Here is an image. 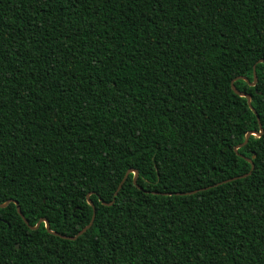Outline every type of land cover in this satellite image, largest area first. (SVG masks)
<instances>
[{
    "label": "trees",
    "instance_id": "trees-1",
    "mask_svg": "<svg viewBox=\"0 0 264 264\" xmlns=\"http://www.w3.org/2000/svg\"><path fill=\"white\" fill-rule=\"evenodd\" d=\"M261 59L264 0H0V203L96 207L0 208V264H264Z\"/></svg>",
    "mask_w": 264,
    "mask_h": 264
},
{
    "label": "water",
    "instance_id": "water-1",
    "mask_svg": "<svg viewBox=\"0 0 264 264\" xmlns=\"http://www.w3.org/2000/svg\"><path fill=\"white\" fill-rule=\"evenodd\" d=\"M260 61H264V59H261ZM254 75H255V79H254V81H253V82H250V84H251L252 86L255 85L256 82H257V75H256V72H254ZM238 78H243V79H245L246 81H249L246 77H243V76H240V77H238ZM236 79H237V78H236ZM236 79H234V80L232 81V83H231V85H232V89H233L234 92L237 93L238 95L246 97L247 100H248V104H249L250 108L256 113V111H255V109H254V107H253V105H252V102H251V99H252L251 94L248 93V92L241 91V90L237 89L236 86H235V80H236ZM256 115H257L258 121H259V123H260L259 125H260V127H261V130H260L259 132H257V131H249V132H247V133H246V137H245L244 142L241 143V144H239V145H237V146L235 147V151H236L237 153H238V149H239V148H241L242 146H244V145H246V144L248 143L249 138H250L251 135H257V136H261V135H262V133H263V129H262V124H261V122H260V117H259V115H258L257 113H256ZM245 159L248 160L249 162H251V164H252L251 170H250L248 173H246V174L239 175V176H235V177H233V178H229V179L225 180L224 182H228V181H231V180H233V179H238V178L247 177V176H249V175L252 173V171H253V169H254V163H253L252 159H250V158H245ZM131 170H133V169H129V170L127 171V173L125 174L123 180L121 181V183L119 184V186H118V188H117V191H116L115 195H118L120 189L123 187V184L126 182L128 176H129L128 173H129ZM134 170L139 174L138 170H136V169H134ZM133 181H134V184H135L138 188L143 189L140 185H138L137 178L134 177ZM224 182H223V183H224ZM195 192H197V190L190 191V192H179V193H177V194H192V193H195ZM167 194H172V193H167ZM11 202H13V203L16 204V207H17V211H18V213L21 215V217L24 219V221L29 225V227H30L31 229H37L42 223H45L46 229H47V231H48L49 233H51V234H53V235H56V236H59V237H61V238H63V239H69V240H75V239H77L80 235H82V234L85 233L88 229H90V228L92 227V225H93V223H94V220H95V217H96V207H95V204H94V202H93L92 200H89V199H88L89 204H90V205L92 206V208H93V215H92L91 221L89 222V224H87L85 227H83V229H81L76 235H64V234L59 233L58 231L53 230V229L51 228L50 222H49V220H48L47 218H41V219L36 223V225H31V224L29 223L28 219H27V218L25 217V215L22 213L20 203H19L16 199H9V200H7V201H5V202H3V203H0V208L7 207ZM113 202H114V201H113ZM113 202L106 203V202L103 201V203L106 204V205H111ZM17 247H19L18 244H17Z\"/></svg>",
    "mask_w": 264,
    "mask_h": 264
},
{
    "label": "snow or ice",
    "instance_id": "snow-or-ice-1",
    "mask_svg": "<svg viewBox=\"0 0 264 264\" xmlns=\"http://www.w3.org/2000/svg\"><path fill=\"white\" fill-rule=\"evenodd\" d=\"M262 62H264V61H262ZM128 175H131V176H133V177H135V178L138 179V175H139V174L133 169V170H131V171L128 173ZM85 195H86V198H87V199L91 200L92 196L95 195V193H90V194H85ZM97 199H99L98 196H97Z\"/></svg>",
    "mask_w": 264,
    "mask_h": 264
}]
</instances>
